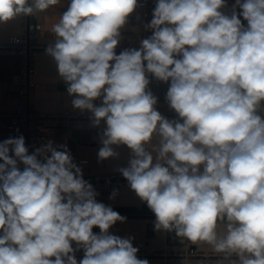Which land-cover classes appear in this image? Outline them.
<instances>
[{
	"label": "clouds",
	"instance_id": "obj_1",
	"mask_svg": "<svg viewBox=\"0 0 264 264\" xmlns=\"http://www.w3.org/2000/svg\"><path fill=\"white\" fill-rule=\"evenodd\" d=\"M59 3L0 0V25ZM138 6L71 0L46 54L72 107L106 125L98 158L130 150L120 172L155 230L210 246L217 264H264V0H235L230 16L225 0H157L152 35L117 55ZM148 74L170 82L178 119L156 110ZM0 161V264H78L81 248L79 264H149L132 238L110 234L126 217L97 201L66 146L29 154L21 135L0 142Z\"/></svg>",
	"mask_w": 264,
	"mask_h": 264
},
{
	"label": "crops",
	"instance_id": "obj_2",
	"mask_svg": "<svg viewBox=\"0 0 264 264\" xmlns=\"http://www.w3.org/2000/svg\"><path fill=\"white\" fill-rule=\"evenodd\" d=\"M235 0H225L227 7L222 9L224 14L232 10ZM71 0H60L56 6L49 8L46 12L36 13L35 16L19 17L16 20L0 25V41L6 42L14 37L25 34L29 23L41 24L36 40L43 44L54 43L55 36L51 32L52 26L58 22L59 16L67 11ZM138 7L129 16L127 24L121 30L120 45H140L141 40L152 34V30L146 25L152 20V16H145V8L141 5L142 0H137ZM157 0H152L151 6L155 8ZM22 57L19 55L0 56V111H13L19 102V89H28V102L36 109L45 113H57L71 110L75 114H86L72 107L73 97L68 95L67 84L59 77L57 65L54 59L43 52L34 57L32 62L31 77L23 74ZM150 84L148 90L157 97L156 110L162 116H174L178 119L174 110L170 109L166 100V94L170 86L169 83L156 80L148 74ZM30 86V87H29ZM99 106L100 101H94ZM264 116V111L259 113ZM73 134L68 137L61 132H50L48 139L39 145V148L49 141L53 146L59 148L66 146L75 158L73 162L82 170L83 178L94 179L112 173H121L120 169L128 167L131 152L126 145L113 146V150L118 154L116 157L106 160L98 158L101 143V125L94 127L92 120L77 122L73 124ZM155 143V141H153ZM2 163V161H0ZM21 171L24 169L22 163H18ZM98 194V193H97ZM115 194V195H113ZM99 202V195L96 196ZM112 209L121 216L126 217L124 222L117 221L110 229V234L122 238H132L134 247L147 252H158L167 250L170 252H180L187 247L196 250L212 252L210 246L206 244L194 245L190 241L180 238L173 232L157 231L154 228L155 216L131 190L129 183L123 188H113L111 193ZM95 234H99L98 227L93 228ZM76 249L77 245L73 242ZM79 250H83L82 248ZM221 259V258H220ZM220 259L211 261L209 264H217ZM79 264V263H78ZM149 264H177L162 259L150 261ZM189 264H197L191 261ZM227 264V262H225Z\"/></svg>",
	"mask_w": 264,
	"mask_h": 264
},
{
	"label": "built area",
	"instance_id": "obj_3",
	"mask_svg": "<svg viewBox=\"0 0 264 264\" xmlns=\"http://www.w3.org/2000/svg\"><path fill=\"white\" fill-rule=\"evenodd\" d=\"M152 0H142L141 5L145 8L144 15L152 16L154 8L151 6ZM243 2V0H242ZM235 4V1H234ZM232 10L228 13L230 16ZM241 10L236 8V12ZM242 24L247 27V21L243 17H239ZM41 24L29 23L25 34L19 37H14L9 41H0V56L19 55L22 57V66L24 68L23 74L28 78L32 73V62L36 55L46 52V48L50 44H43L37 42L36 36L41 30ZM152 34H150L151 36ZM149 36V37H150ZM140 45H120L115 49L116 54H120L125 49L137 48ZM30 87V86H29ZM30 89V88H28ZM28 89H19V102L16 109L13 111H0V142L9 138H17L23 136L25 139V146L28 148L29 154L35 152L39 145L48 139L50 132H61L71 137L73 134V124L77 122H85L92 120V114H75L71 110L57 113H45L36 110L29 102ZM169 120H175L174 116H164ZM106 127L104 122L101 123V134ZM72 158L75 156L71 153ZM89 182L94 190L99 195V202L112 208L111 193L113 188H123L128 181L121 173H112L103 176H97L94 179L84 178ZM74 248V247H73ZM75 249V248H74ZM75 258L78 263L84 257L83 250L75 251ZM138 258L147 259L149 262L153 260H165L177 264H189L191 261L197 264H209L211 261L222 258L220 254L213 252L200 251L192 247H187L180 252H170L167 250H160L158 252H147L139 250ZM54 259V258H53Z\"/></svg>",
	"mask_w": 264,
	"mask_h": 264
}]
</instances>
